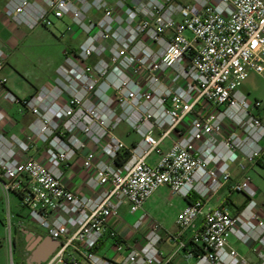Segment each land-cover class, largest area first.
<instances>
[{
	"label": "built area",
	"instance_id": "1",
	"mask_svg": "<svg viewBox=\"0 0 264 264\" xmlns=\"http://www.w3.org/2000/svg\"><path fill=\"white\" fill-rule=\"evenodd\" d=\"M4 12L28 31L67 20L70 36L83 37L49 85L24 99L5 91L33 116L24 137L7 135L0 110L10 239L24 220L44 229L59 246L43 264H175L182 253L195 264H264V217L249 175L264 170L263 102L241 89L252 72L264 80V0H8ZM122 125L138 140L126 143ZM76 170L85 193L67 186ZM162 187L189 202L174 233L145 209ZM236 194L245 203L233 214ZM12 196L26 212L17 222ZM230 237L254 243L259 262Z\"/></svg>",
	"mask_w": 264,
	"mask_h": 264
},
{
	"label": "rangeland",
	"instance_id": "2",
	"mask_svg": "<svg viewBox=\"0 0 264 264\" xmlns=\"http://www.w3.org/2000/svg\"><path fill=\"white\" fill-rule=\"evenodd\" d=\"M55 25L49 28L40 27L33 31H29L31 35L24 42L19 55L21 75L13 74V80H18L20 87H26L27 90L34 91L35 88L41 89L53 76L60 64L64 60V51L69 48H78L83 41V37L76 35L71 37L69 27H72L70 21H54ZM25 78V79H23ZM31 81V87L26 81ZM28 87V88H27ZM242 91H244L250 101L260 100L263 102L261 110L262 119L264 122V80L256 73H250L248 78L243 82ZM21 106V105H20ZM126 126L122 125L117 134L120 137L124 136ZM124 138V137H123ZM132 139H137L133 136ZM129 141V140H127ZM158 159V153H155L150 158V163ZM253 181L255 186L260 190L264 196V170L261 168L252 172ZM234 200L241 201L242 199L236 195L233 196ZM12 209L15 215L14 221L17 222L21 217H25L26 212L20 210L18 207V199L15 196L11 197ZM185 203V200L179 195H173L167 188L160 189L156 192L153 200L145 205V209L149 217L158 223L164 232L173 231L176 228V221L180 208ZM20 215L21 217H17ZM123 217L132 223L135 216L130 215L128 212ZM24 220L25 224L31 227L27 233L31 235V249H35L38 241L44 234V229L37 226L35 223ZM31 232V233H30ZM41 233V234H40ZM190 233V232H189ZM134 233L129 231L127 237L134 242ZM133 238V239H132ZM15 239V231H12L11 239L9 236L7 225V203L0 189V264H22L21 262V244L17 239L16 244L13 242ZM233 242L234 239L230 238ZM182 255H184L182 253ZM180 264H195V261L183 262Z\"/></svg>",
	"mask_w": 264,
	"mask_h": 264
},
{
	"label": "crops",
	"instance_id": "3",
	"mask_svg": "<svg viewBox=\"0 0 264 264\" xmlns=\"http://www.w3.org/2000/svg\"><path fill=\"white\" fill-rule=\"evenodd\" d=\"M8 0H0V52L3 53V56H0V63L3 64V69L0 73V76L5 77L7 79L6 89L0 88V110L4 111L7 115V122L4 124V132L7 135L10 134H16L20 137H24L25 129L29 123L33 120V116L26 110L22 108V106L18 104H11L9 103L5 98L4 94L5 91L8 90L11 93H13L15 96H17L20 99L29 98L32 95H34L37 91H39V88H35L34 91L31 92V90H27L26 87H20L21 83H18V80L13 84H11L10 81L13 80V74L21 75V72L19 70L20 62H19V55L21 52V49L24 45V42L28 39V37L31 35V33L25 29L24 27L17 26L16 24L9 21V19L6 17L4 9L5 5ZM72 48V47H69ZM68 49V48H67ZM61 65V64H60ZM59 67V66H58ZM58 69V68H57ZM56 69V70H57ZM20 77V76H19ZM25 79V78H23ZM51 80V79H50ZM50 80L44 85L47 86L50 83ZM28 84L31 87V81L27 80ZM43 86V87H44ZM42 87V88H43ZM28 88V87H27ZM260 115L262 117V113L260 112ZM2 128L0 127V133L2 132ZM134 135L132 132L128 130L126 127V130H124V138L121 137L126 143L131 144L132 142H135L137 139H132ZM137 137V136H136ZM129 140V141H127ZM39 157V155H37ZM258 168H262L261 165H257L253 169L250 170L249 175L253 177L252 172L255 171ZM233 178L235 181H239L243 178V173L237 168L233 167ZM83 173L76 172L70 174L66 180L67 186L79 193H85L83 190L82 185V179H83ZM253 179V178H252ZM254 182V181H253ZM168 189L170 192L171 190L168 187H162L160 189ZM159 189V190H160ZM158 190V191H159ZM259 196H258V203H259V210L261 215L264 217V196H262L260 190ZM172 193V192H171ZM156 194V193H155ZM155 194L146 202V205H148L154 198ZM173 194V193H172ZM174 195V194H173ZM226 196V190H223L214 200H212L210 203L206 206V211L210 208H214L218 205L219 201ZM239 198H241V201L234 200L229 206V209L231 213L235 214L238 210H240L241 206L245 203V197L241 194H237ZM183 198V197H182ZM184 199V198H183ZM185 200V203L180 208L178 215L188 206L189 202ZM128 213V206L125 205L121 210V216L123 219L124 214ZM19 215H17L18 217ZM126 220V219H125ZM18 221V220H17ZM31 223V222H29ZM115 225L118 223V221H114ZM118 225V224H117ZM19 231L25 230L26 233H28L31 230V227L28 226V224H25L22 228H18ZM177 231L176 228L171 232L174 233ZM129 232V231H128ZM127 232V233H128ZM41 234V233H40ZM42 238L48 237L46 232L44 231V234H41ZM190 237V233L188 232L185 236V239L188 241V238ZM234 241L230 244L235 247L247 260H249L252 263L259 262V259L254 251V243L250 242L249 244H243L238 242L234 237ZM230 240V239H229ZM162 250L165 252V254L170 255L174 251V245L170 242H165L162 244ZM181 260L185 262L184 256L182 254H178L174 258L175 264H180Z\"/></svg>",
	"mask_w": 264,
	"mask_h": 264
},
{
	"label": "water",
	"instance_id": "4",
	"mask_svg": "<svg viewBox=\"0 0 264 264\" xmlns=\"http://www.w3.org/2000/svg\"><path fill=\"white\" fill-rule=\"evenodd\" d=\"M58 246L59 242L50 236L40 239L30 256L31 264H43Z\"/></svg>",
	"mask_w": 264,
	"mask_h": 264
},
{
	"label": "flooded vegetation",
	"instance_id": "5",
	"mask_svg": "<svg viewBox=\"0 0 264 264\" xmlns=\"http://www.w3.org/2000/svg\"><path fill=\"white\" fill-rule=\"evenodd\" d=\"M14 231H15V239L13 242L16 244L17 239H18L21 246H22L21 247V262H22V264H31L30 256L34 250V249H31V235L27 234L25 232V230L19 231L18 228L14 229ZM39 242L40 241H38V244H39Z\"/></svg>",
	"mask_w": 264,
	"mask_h": 264
},
{
	"label": "trees",
	"instance_id": "6",
	"mask_svg": "<svg viewBox=\"0 0 264 264\" xmlns=\"http://www.w3.org/2000/svg\"><path fill=\"white\" fill-rule=\"evenodd\" d=\"M123 160L120 158L118 163H121ZM194 252L196 253V255H198L200 252H202V249L199 247H195L194 248Z\"/></svg>",
	"mask_w": 264,
	"mask_h": 264
}]
</instances>
